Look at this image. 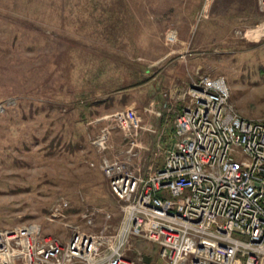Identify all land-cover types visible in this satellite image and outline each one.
Returning a JSON list of instances; mask_svg holds the SVG:
<instances>
[{
	"label": "rangeland",
	"instance_id": "rangeland-1",
	"mask_svg": "<svg viewBox=\"0 0 264 264\" xmlns=\"http://www.w3.org/2000/svg\"><path fill=\"white\" fill-rule=\"evenodd\" d=\"M153 1L0 0L1 236L36 225L65 242L69 225L100 228V217L94 229L83 228L79 215L90 206L118 224L122 203L103 175L102 156L141 177L160 168L174 117L200 76L224 77L234 109L264 120L258 0L255 9L252 0L212 1L191 21L170 2ZM128 109L140 123L124 132L114 118ZM102 136L103 152L94 144ZM134 137L138 147L127 153ZM62 200L69 208L60 220L52 213ZM135 247L154 255L152 244ZM153 262L162 264L155 255Z\"/></svg>",
	"mask_w": 264,
	"mask_h": 264
},
{
	"label": "built area",
	"instance_id": "built-area-1",
	"mask_svg": "<svg viewBox=\"0 0 264 264\" xmlns=\"http://www.w3.org/2000/svg\"><path fill=\"white\" fill-rule=\"evenodd\" d=\"M258 8L264 12V0ZM187 96L160 168L141 177L102 156L103 175L122 203L118 224L90 206L79 215L83 228L94 229L99 217L100 228L85 233L69 225L65 242L36 225L0 235L3 264H146L136 242L152 244L162 264H264V120L234 109L222 76H200ZM114 119L124 132L140 123L134 109ZM136 137L127 153L138 147ZM105 140L94 142L99 151ZM68 208L62 200L52 217L65 218Z\"/></svg>",
	"mask_w": 264,
	"mask_h": 264
},
{
	"label": "crops",
	"instance_id": "crops-1",
	"mask_svg": "<svg viewBox=\"0 0 264 264\" xmlns=\"http://www.w3.org/2000/svg\"><path fill=\"white\" fill-rule=\"evenodd\" d=\"M170 2L171 5L168 6V8L172 9V10H183V11H187V13H185L183 15V18L191 21L194 19H200L202 18V16H200V13H202V11L205 13V11L210 7V4L212 1H216L219 4L222 3H227V1H230L231 3L233 2L235 4L236 0H156L153 2ZM253 2V7L254 9L257 7L256 4V0H252ZM195 11H198V16H196L194 14ZM197 14V13H196ZM209 14H206L205 18H208ZM204 17V15H203ZM261 32L262 29L256 31L255 33ZM178 115H176L174 117V121L173 123H175V119ZM173 133H174V124H173ZM174 141L172 142L171 146L169 148H171L173 146Z\"/></svg>",
	"mask_w": 264,
	"mask_h": 264
},
{
	"label": "water",
	"instance_id": "water-1",
	"mask_svg": "<svg viewBox=\"0 0 264 264\" xmlns=\"http://www.w3.org/2000/svg\"><path fill=\"white\" fill-rule=\"evenodd\" d=\"M150 261H151V258H150V257H148V256H144V257H143V262H144V263L149 264Z\"/></svg>",
	"mask_w": 264,
	"mask_h": 264
},
{
	"label": "trees",
	"instance_id": "trees-1",
	"mask_svg": "<svg viewBox=\"0 0 264 264\" xmlns=\"http://www.w3.org/2000/svg\"><path fill=\"white\" fill-rule=\"evenodd\" d=\"M146 256H148V257H150V258H152L153 259V253H150V254H148V255H146Z\"/></svg>",
	"mask_w": 264,
	"mask_h": 264
},
{
	"label": "bare ground",
	"instance_id": "bare-ground-1",
	"mask_svg": "<svg viewBox=\"0 0 264 264\" xmlns=\"http://www.w3.org/2000/svg\"><path fill=\"white\" fill-rule=\"evenodd\" d=\"M258 37V36H257Z\"/></svg>",
	"mask_w": 264,
	"mask_h": 264
}]
</instances>
